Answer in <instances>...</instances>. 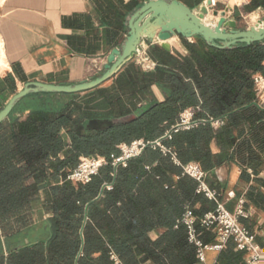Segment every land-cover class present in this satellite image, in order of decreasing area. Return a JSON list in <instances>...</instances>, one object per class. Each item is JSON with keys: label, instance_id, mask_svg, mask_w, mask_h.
<instances>
[{"label": "trees", "instance_id": "1", "mask_svg": "<svg viewBox=\"0 0 264 264\" xmlns=\"http://www.w3.org/2000/svg\"><path fill=\"white\" fill-rule=\"evenodd\" d=\"M142 3L119 0L115 26L127 29V17ZM263 5L258 2L254 8ZM182 42L188 55L151 46L148 56L156 64L152 72L132 62L110 85L93 91L31 95L0 125V240L32 223V206L42 193L57 229L47 246L42 242L20 251L23 264H196V249L181 220L187 205L200 204L195 210L199 218L210 209L208 201L196 195L197 182L182 177L181 168L159 149L147 148L125 168H114L111 161L120 145L155 141L184 111L193 109L195 120L205 122L165 142L178 160L209 172L229 161L233 151L242 166L257 173L263 163L264 109L256 103L254 78L264 77V43L219 50L200 38ZM153 86L164 101L142 117L102 132L77 133L76 127H86L89 121L124 119L156 101ZM210 119H222L224 126L214 129ZM213 143L220 154L212 153ZM96 156L108 164L89 184L52 186L66 181L83 158ZM59 229L73 235L60 241ZM158 229L163 232L152 241L150 234ZM235 250V244L228 243L218 264H245L244 253Z\"/></svg>", "mask_w": 264, "mask_h": 264}, {"label": "crops", "instance_id": "2", "mask_svg": "<svg viewBox=\"0 0 264 264\" xmlns=\"http://www.w3.org/2000/svg\"><path fill=\"white\" fill-rule=\"evenodd\" d=\"M180 1L191 9H196L208 0ZM219 1L217 9L224 13L226 7L223 0ZM123 2L128 4L130 0ZM258 2L261 4L264 0H250L249 4L233 11L231 18L237 20L240 29L252 27L249 19L253 14H264V5L254 8ZM117 8L121 10L119 0H0V43L6 62L0 68V111L28 82L78 84L98 74L110 52L123 43L127 34L125 26L118 28L114 24L117 20ZM195 41L193 39L188 42ZM169 43L172 51L188 55L183 42V46L178 45L177 38ZM133 62L137 63V60ZM112 80L105 85H110ZM151 91L156 101H164L157 86H153ZM27 114L26 112L22 119ZM15 116L21 115L16 113ZM211 150L214 155L220 154L215 143L211 145ZM233 155L232 151L229 161H223L209 172L205 171L206 182L221 194V200L230 213L234 214L240 200L244 201L247 217L240 220L241 224L256 235V241L264 251V151L261 153L263 163L257 173L246 169ZM221 158L224 159L225 156ZM244 172L247 173L244 175ZM65 182L76 188L81 186L67 180L52 183V186H62ZM230 192L235 194L234 198L228 197ZM198 196L208 201V211L215 208V204L205 196ZM44 199L45 194L42 193L41 200L33 204V220L28 227L1 238L0 254L3 256V264L25 263L18 259L21 250L42 242L47 246L56 236V223L52 220V214L46 208ZM199 208L200 204L190 208L194 217L199 218L195 213ZM91 224L100 236L101 231L96 229V224ZM82 231L83 229H79L81 239ZM198 231L206 243L214 241L213 234L203 231L200 226ZM162 232L161 229L153 231L150 234L151 240H157ZM58 235L62 237L60 241H63L73 234L71 231L59 229ZM220 253H207L208 263L218 264ZM145 264L152 263L148 261Z\"/></svg>", "mask_w": 264, "mask_h": 264}, {"label": "water", "instance_id": "3", "mask_svg": "<svg viewBox=\"0 0 264 264\" xmlns=\"http://www.w3.org/2000/svg\"><path fill=\"white\" fill-rule=\"evenodd\" d=\"M212 8L211 0L196 9H191L178 0L143 2L130 13L126 20L127 34L123 43L110 52L98 74L78 84L26 83L0 111V125L8 120L17 105L29 96L46 94L54 97L60 94L73 95L93 91L111 81L134 60L139 63L143 57L150 59L147 51L151 46H159L166 52H172L169 42L174 38H177L180 46H183L182 40L200 38L208 46L219 50L264 43V18L248 29H240L237 20L231 18L230 14L234 11L232 7L229 6L226 13L213 11ZM208 16H212L213 20L206 22ZM158 103L154 101L140 107L133 115L124 119L89 121L86 127L77 126V133L85 135L86 131L102 132L116 124L132 122L145 115Z\"/></svg>", "mask_w": 264, "mask_h": 264}, {"label": "built area", "instance_id": "4", "mask_svg": "<svg viewBox=\"0 0 264 264\" xmlns=\"http://www.w3.org/2000/svg\"><path fill=\"white\" fill-rule=\"evenodd\" d=\"M211 1L213 2L212 10L218 11L217 6L220 4V1ZM249 2L250 0H223V5L226 9L230 6L235 10L249 4ZM224 13H226V10ZM139 64L146 72H152L156 68V64L146 57H143L139 61ZM254 82L256 103L260 108L264 109V77L258 75L254 78ZM195 114L196 112L193 109L184 111L180 115L178 123L155 141L148 142L141 139L135 140L131 144L120 145V153L118 156L113 157L111 165L114 168H125L130 160L141 156L147 148H153L154 150L159 149L164 156H171L174 164L181 168V176L193 179L197 182L198 186L196 193L205 196V198L215 204L213 210L208 211L200 218L193 216L190 211V205L185 206V213L181 223L187 229L188 242L196 249V264H209L207 253H220L230 242L235 244L237 251L245 254V264H264V251L257 243L256 235L245 228L240 221L247 217L244 210V201L240 200L236 212L234 214L230 213L221 200V194L207 184V173L201 166L197 163L182 164L173 150L165 145V142L172 140L174 134L184 130H191L205 122L195 120ZM208 122L214 128H221L225 123L222 119H210ZM107 164L108 161L103 157L83 158L77 168L69 173L66 180L74 184L87 185L95 176L99 175L100 170ZM106 188L111 189V185H106ZM228 197L234 198L235 194L230 192ZM198 226H200L203 231L213 234L214 241L206 243L198 231Z\"/></svg>", "mask_w": 264, "mask_h": 264}, {"label": "rangeland", "instance_id": "5", "mask_svg": "<svg viewBox=\"0 0 264 264\" xmlns=\"http://www.w3.org/2000/svg\"><path fill=\"white\" fill-rule=\"evenodd\" d=\"M248 15H251V14H248ZM264 18V14H258V13H255V14H253L251 17H250V19H249V22H250V24L252 25V26H254L255 25V23L258 21V20H262ZM211 20H213V18H212V16H208L207 18H206V21L207 22H210ZM138 66H140L141 68H142V70L143 71H145L144 69H143V67L139 64V63H136ZM146 72V71H145Z\"/></svg>", "mask_w": 264, "mask_h": 264}, {"label": "bare ground", "instance_id": "6", "mask_svg": "<svg viewBox=\"0 0 264 264\" xmlns=\"http://www.w3.org/2000/svg\"><path fill=\"white\" fill-rule=\"evenodd\" d=\"M5 64H6V62H5V58H4V55H3L2 46H1V43H0V68L5 66Z\"/></svg>", "mask_w": 264, "mask_h": 264}]
</instances>
